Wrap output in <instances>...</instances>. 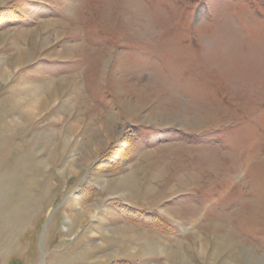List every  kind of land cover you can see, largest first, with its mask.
<instances>
[{
  "label": "rangeland",
  "instance_id": "1",
  "mask_svg": "<svg viewBox=\"0 0 264 264\" xmlns=\"http://www.w3.org/2000/svg\"><path fill=\"white\" fill-rule=\"evenodd\" d=\"M0 74V264H264V0H0Z\"/></svg>",
  "mask_w": 264,
  "mask_h": 264
},
{
  "label": "bare ground",
  "instance_id": "2",
  "mask_svg": "<svg viewBox=\"0 0 264 264\" xmlns=\"http://www.w3.org/2000/svg\"><path fill=\"white\" fill-rule=\"evenodd\" d=\"M1 75V74H0ZM37 91L36 92H31V91H19V92H17V94L15 95V98H16V101L17 100H24L23 102H25V100H27L29 103H28V105L30 106V102H32L31 100H34L36 97L38 98V96H37ZM30 95H31V97H30ZM37 100V99H36ZM18 102V101H17ZM27 106V105H26ZM28 106V107H29ZM16 115V114H15ZM72 170V169H71ZM72 172V171H71ZM91 210L92 209H88L87 210V212H81V213H78L77 215H75V218L77 219V220H79L80 218H82V219H85V217L87 216V214H89V218H90V213H91ZM88 212H90V213H88ZM78 216V217H77ZM118 232V231H117ZM102 235V234H101ZM133 240V239H132ZM156 241V240H155ZM132 244H134V242L132 243ZM146 245H147V248H149V249H153L154 250V246H152L151 244H148V243H146ZM184 264V263H183Z\"/></svg>",
  "mask_w": 264,
  "mask_h": 264
}]
</instances>
